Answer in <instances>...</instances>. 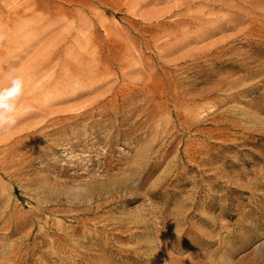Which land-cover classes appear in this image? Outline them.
I'll return each instance as SVG.
<instances>
[{
  "label": "rangeland",
  "instance_id": "rangeland-1",
  "mask_svg": "<svg viewBox=\"0 0 264 264\" xmlns=\"http://www.w3.org/2000/svg\"><path fill=\"white\" fill-rule=\"evenodd\" d=\"M35 1L0 0V82L62 50L21 101L52 114L0 131V264H264V13ZM201 10L182 37L179 14ZM71 66L90 70L77 99Z\"/></svg>",
  "mask_w": 264,
  "mask_h": 264
},
{
  "label": "bare ground",
  "instance_id": "bare-ground-1",
  "mask_svg": "<svg viewBox=\"0 0 264 264\" xmlns=\"http://www.w3.org/2000/svg\"><path fill=\"white\" fill-rule=\"evenodd\" d=\"M30 1L36 3L35 0H30ZM198 1H201V0H179L175 7L176 8L186 7V6L190 5L191 3L193 4L194 2H198ZM223 2H225V0H223ZM245 5H246V7L250 8V9H253L251 11V15H258V14L264 13V11H260L259 9H257V8H261L264 5V0H245L243 2L242 1L240 2V0H233L232 2L228 3V7L230 8L231 11H234V12H239L240 8L242 6H245ZM235 18H236L235 16L223 17V18H220L219 16H215V17L213 16V19H216V21L219 22V24H223V23L230 24L232 22H236ZM16 19L20 20L21 18L17 17ZM211 19H212V15L211 14L205 15V13L202 12V10L198 11V12H195V13H193V12L192 13H181V14H179V18H178V20L176 22L175 28H180L182 26L181 24H184L186 22H189V20H191V23L192 24L194 23V24L188 28L187 32H183L182 33V37L185 36L186 34L197 35V34H199V31L201 30L202 24L203 23H207L208 24ZM52 21H53V19H51L48 22H46V24L44 25V28L47 25H50V23ZM220 26H222V25H220ZM40 28H42V27H40ZM206 30H208V29H206ZM184 33H186V34H184ZM39 36H40V33L38 31H36V32L33 33L32 37H30L28 40H21L20 43H22L23 45L33 44V43L36 42V39ZM44 48H42V49H44ZM42 49L39 50V55L40 56H36V58L39 57L38 60L34 59L33 65L28 66L27 68H26V66L24 67L23 73L25 74L26 82H27L25 93L27 92V90L29 88L32 87V85L29 83L28 70H30L31 75H35V74L36 75H41V74H43L46 70H49L50 68H52L53 65H51V64H53L56 61V59H57L56 57L58 55H60L61 52H62L60 47L56 48L52 52L53 48H52V45H50V44L48 45V47H46L45 50H42ZM12 53H13V50H9V49H5V50L2 51L3 56H7V55H10ZM99 59H102V58L94 59L93 62L102 63L101 60H99ZM93 62H90V63H93ZM67 63H68V61H64L63 65H67ZM104 64H106V61L104 62ZM104 64L102 63V68H106L107 67V66L104 67ZM13 65H14V63L11 61V67ZM80 69L85 71V73H87V74L90 72L89 68H87V67H83V68H80ZM80 69H79V66H77V67L76 66H71V72H72V74L74 76V80L75 81H74V85L72 87H70L71 89H69L67 91V96L73 94L74 95V99H77V97L81 95L79 93L77 85L79 83L84 82V80H85L83 75H82V72L80 71ZM66 73L67 72L64 71L58 77H54V78H50V75L48 76V79L44 82V84L38 88L39 94L41 95L40 98L42 99V101H44V100L47 101L46 98H48V101H49V97L50 96L48 95L49 94L48 90L52 89V88H55L56 85L58 84L59 80L66 81V78H63V76ZM0 76H2V72L0 73ZM5 82H6V78L2 79L0 83H5ZM47 113H48V111L46 109H42V110H38V111H30V112H28L26 114L25 117H27V116L34 117V116H43V115L44 116H48V115L52 114V113H50V114H47ZM21 120H22V118H21ZM39 125H41V123Z\"/></svg>",
  "mask_w": 264,
  "mask_h": 264
},
{
  "label": "clouds",
  "instance_id": "clouds-1",
  "mask_svg": "<svg viewBox=\"0 0 264 264\" xmlns=\"http://www.w3.org/2000/svg\"><path fill=\"white\" fill-rule=\"evenodd\" d=\"M6 35L0 32V41ZM27 86L25 74L17 69L7 73L6 82L0 83V131L14 127L19 117L30 111V107L21 103ZM70 191L86 192V189L77 186Z\"/></svg>",
  "mask_w": 264,
  "mask_h": 264
}]
</instances>
